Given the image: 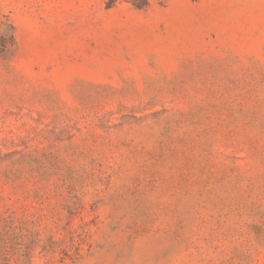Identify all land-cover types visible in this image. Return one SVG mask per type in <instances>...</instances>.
<instances>
[{
    "label": "rangeland",
    "instance_id": "rangeland-1",
    "mask_svg": "<svg viewBox=\"0 0 264 264\" xmlns=\"http://www.w3.org/2000/svg\"><path fill=\"white\" fill-rule=\"evenodd\" d=\"M0 264H264V0H0Z\"/></svg>",
    "mask_w": 264,
    "mask_h": 264
}]
</instances>
